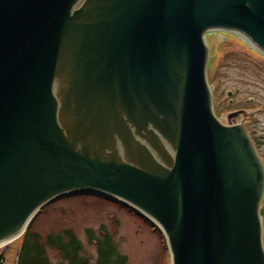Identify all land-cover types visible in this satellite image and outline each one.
Segmentation results:
<instances>
[{
    "label": "water",
    "instance_id": "95a60500",
    "mask_svg": "<svg viewBox=\"0 0 264 264\" xmlns=\"http://www.w3.org/2000/svg\"><path fill=\"white\" fill-rule=\"evenodd\" d=\"M213 29L264 56V0H0V245L90 194L156 224L171 264H264V167L245 111L213 113Z\"/></svg>",
    "mask_w": 264,
    "mask_h": 264
},
{
    "label": "rangeland",
    "instance_id": "374dc122",
    "mask_svg": "<svg viewBox=\"0 0 264 264\" xmlns=\"http://www.w3.org/2000/svg\"><path fill=\"white\" fill-rule=\"evenodd\" d=\"M204 40L208 50L205 76L213 113L226 124L227 113L245 111L243 119L236 121L259 141L256 151L264 167V56L230 32H206ZM228 91L232 92L229 96ZM260 209L264 248V196ZM65 229L76 235L82 245L81 254L91 262L96 255L95 246L88 240L86 229H92L96 237L107 232L117 250L127 256V264H171L166 237L157 226L114 200L87 194L63 197L43 207L30 224V231L38 233L42 240ZM21 240L19 236L0 246L7 250V264L16 263ZM46 254L52 262L59 260L53 248L46 247Z\"/></svg>",
    "mask_w": 264,
    "mask_h": 264
},
{
    "label": "trees",
    "instance_id": "16d2710c",
    "mask_svg": "<svg viewBox=\"0 0 264 264\" xmlns=\"http://www.w3.org/2000/svg\"><path fill=\"white\" fill-rule=\"evenodd\" d=\"M253 141L256 146L260 144L255 139ZM30 224L22 236L16 264H127V256L117 250L111 236L105 231L96 237L92 229H86L88 240L95 246L96 255L91 262L81 254L82 245L70 229L48 234L42 240L38 233L30 231ZM46 247L58 252V261L52 262L47 257Z\"/></svg>",
    "mask_w": 264,
    "mask_h": 264
},
{
    "label": "flooded vegetation",
    "instance_id": "af4514ba",
    "mask_svg": "<svg viewBox=\"0 0 264 264\" xmlns=\"http://www.w3.org/2000/svg\"><path fill=\"white\" fill-rule=\"evenodd\" d=\"M7 250L0 248V264H7L6 260Z\"/></svg>",
    "mask_w": 264,
    "mask_h": 264
},
{
    "label": "bare ground",
    "instance_id": "6f19581e",
    "mask_svg": "<svg viewBox=\"0 0 264 264\" xmlns=\"http://www.w3.org/2000/svg\"><path fill=\"white\" fill-rule=\"evenodd\" d=\"M215 30H217V29H213L212 31H215ZM211 32V31H210ZM87 195H90V194H87ZM93 196H95V195H93ZM95 197H98V196H95ZM50 204V203H49ZM17 239V238H16ZM11 242V241H10ZM10 242H7V244H9ZM3 244H1L0 246H2Z\"/></svg>",
    "mask_w": 264,
    "mask_h": 264
}]
</instances>
